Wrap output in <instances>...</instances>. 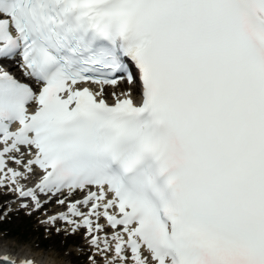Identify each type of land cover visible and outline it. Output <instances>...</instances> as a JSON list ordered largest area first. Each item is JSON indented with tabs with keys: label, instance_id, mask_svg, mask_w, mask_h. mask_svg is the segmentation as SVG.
<instances>
[{
	"label": "snow or ice",
	"instance_id": "obj_1",
	"mask_svg": "<svg viewBox=\"0 0 264 264\" xmlns=\"http://www.w3.org/2000/svg\"><path fill=\"white\" fill-rule=\"evenodd\" d=\"M0 190L87 264H264V0H0Z\"/></svg>",
	"mask_w": 264,
	"mask_h": 264
},
{
	"label": "rangeland",
	"instance_id": "obj_2",
	"mask_svg": "<svg viewBox=\"0 0 264 264\" xmlns=\"http://www.w3.org/2000/svg\"><path fill=\"white\" fill-rule=\"evenodd\" d=\"M13 197L0 192V209ZM50 204L52 206L54 201ZM42 215L43 210L29 216L23 210L12 209L7 217L0 219V239L10 243L15 251L30 248L32 251H39L42 256L62 259L67 264H87V247L81 235L71 236L55 232L41 223Z\"/></svg>",
	"mask_w": 264,
	"mask_h": 264
},
{
	"label": "bare ground",
	"instance_id": "obj_3",
	"mask_svg": "<svg viewBox=\"0 0 264 264\" xmlns=\"http://www.w3.org/2000/svg\"><path fill=\"white\" fill-rule=\"evenodd\" d=\"M0 191H2V190H0ZM12 201H15V197H14L13 200H10L8 203H10ZM18 204H19L18 201L16 203L12 204V209L13 210L17 209L18 208ZM63 210H64L63 206L57 205L55 203L51 209L47 210V213L49 215H51V214H54V213H57V212H60V211H63ZM41 218H42L41 220H44L45 216L42 215ZM59 226H63L62 222H61V224ZM84 244L87 247L86 242H84ZM11 252L15 253L17 257H21L23 255L32 256L33 258H36V259H38V260H40V261H42L43 263H46V264H67L62 259H57L56 257H51V256H42L41 253H38L39 251L38 252L32 251L30 248H21L19 251H15L13 249V246L10 243L0 239V253H11Z\"/></svg>",
	"mask_w": 264,
	"mask_h": 264
}]
</instances>
